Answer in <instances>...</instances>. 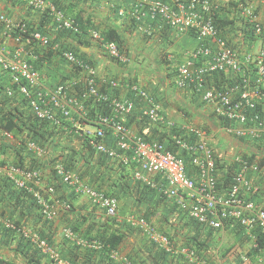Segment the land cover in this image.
Listing matches in <instances>:
<instances>
[{"label": "built area", "instance_id": "obj_1", "mask_svg": "<svg viewBox=\"0 0 264 264\" xmlns=\"http://www.w3.org/2000/svg\"><path fill=\"white\" fill-rule=\"evenodd\" d=\"M18 1L24 2L35 11H49L65 28L79 33V28L66 20L63 12L52 3L45 0ZM226 1L229 0H190L186 4L173 0L174 4L170 5L159 0H135L136 3L131 9L138 21H142L146 15L152 20L160 17L179 38L186 35L197 38V48L177 66L176 85L202 93L203 100L213 107L214 114L221 121H227L231 125L225 126L226 133L241 142L257 146L264 144V49L254 52L234 48L221 35L214 25V14L220 3ZM124 13L125 10H119L120 15ZM240 19L253 26L255 36L264 37V24L258 21L256 11L251 5L241 10ZM0 24L6 34L19 36V44L13 50L0 39V66L10 74L12 83L26 98L30 109L39 120L49 121L58 128L65 127L67 130L66 122H71L69 131L80 141L86 142L99 155L116 160L126 167L135 168L136 180L151 187L157 186L163 197L174 199L181 210L202 226L220 230L225 221H233L251 235L257 229L264 233V205L260 207L245 198L246 195L248 197L259 190L250 178V173L258 169L256 165L243 157L236 158L239 170L234 174L228 191L220 192L216 155L210 143V136L206 130L192 128L190 132L194 140L176 138L175 141L180 150L189 151L193 155L192 164L197 169V179L190 178L183 159L168 150L165 144L159 141L148 142L128 126L127 120L133 114L136 102L103 91L97 85L98 78L94 67L72 52H63V59L85 75V85L83 89L78 90L75 88L78 82L76 80L49 88L42 73L30 62L28 47L31 41L41 47H48L50 39L37 30L29 32L27 22H14L4 14H0ZM140 26L146 34L153 33L149 26ZM20 33L28 36L27 42L20 41ZM90 36L92 41L101 45L110 58L122 64L128 63V58L121 53L116 42H104L98 30H90ZM53 49L59 48L55 45ZM215 73L227 75L235 80L243 75L244 79L237 85H224L220 90L208 88L207 80ZM109 84L114 89L120 86L117 81ZM130 90L143 103L141 116L145 121L155 126H172L164 118L162 104L148 91L135 84L130 86ZM98 104L105 105L109 113L95 109ZM260 104L262 107L258 111L257 106ZM109 136H112L110 143ZM55 168L63 183L75 194L86 196L93 205L103 210L106 216L120 221L119 204L115 197L86 185L79 176L65 170L62 165L58 164ZM258 172L259 176L264 178V168H260ZM0 176L10 178L17 187L28 188L27 184L33 183L40 188L42 172L0 164ZM158 176L164 182L163 185L159 186L158 182L152 179ZM29 190L38 199L44 216L50 220L54 219L62 202L55 199L50 203L40 190ZM49 192L54 194V187L49 188ZM184 195L190 199V203L185 202ZM64 208L69 210L70 206L64 205ZM136 223L155 244L169 253L174 252L173 245L166 235L157 232L145 219ZM0 224L6 228H14L13 224L4 220L1 211ZM21 233L42 252L51 254L55 264H70L54 255L48 243L38 234H30L24 228ZM64 233L67 239L75 241L78 245L95 250L101 248V244L96 240L77 238L71 229H66ZM190 256L193 261L196 259L193 252ZM111 257L119 260L120 264H132L127 258L119 257L116 253H112ZM6 262L7 260L4 262L0 258V264Z\"/></svg>", "mask_w": 264, "mask_h": 264}, {"label": "crops", "instance_id": "obj_2", "mask_svg": "<svg viewBox=\"0 0 264 264\" xmlns=\"http://www.w3.org/2000/svg\"><path fill=\"white\" fill-rule=\"evenodd\" d=\"M64 1L73 2L77 11H82L86 16H90L100 31H119L121 35L120 47H122L120 50L128 58L126 64L110 58L104 49L98 47V44L94 41H92L90 48L81 47V49L86 53V59L94 65L101 89L107 85L108 87L104 88L107 93H115L121 99H131L136 102L135 110L127 120L128 126L136 134L150 141L157 140L161 133H165L170 137L176 134L174 132L182 135L185 133L189 138H193L190 129L206 130L217 158L219 191L223 193L228 191L229 185L223 183L222 177L230 166L236 167L235 171H237L238 166L233 164L234 159L239 155H245L251 159L252 164L258 167L257 170L250 173V178L259 187V191L248 196V198L262 207L264 205V178L259 176L258 170L264 168V144L256 147L253 144L250 145V143L233 138L225 132V126L214 114L213 107L208 103H203L200 94L189 88H179L175 83L177 66L190 52L197 48L199 44L197 38L193 35L179 38L174 31L163 24L154 25V37H147L146 33L141 30V26L132 23L130 16H128L129 10L135 5L132 4L135 0ZM246 2L256 10L258 21L264 24V0H246ZM120 9L125 10L124 14L127 13V15H119ZM0 14H4L14 22L25 21L34 23L36 26L42 25L41 13L30 9L24 3H18L14 0H0ZM146 17L148 18V15ZM145 25V27H148L147 24ZM226 29L224 38L234 44L236 48H244L254 52L264 49L261 42L262 37H258L257 43L247 48L248 41L245 42V38H250L241 33L239 27L233 30ZM47 30L51 37L54 36L49 27ZM0 39L6 42L12 50L19 44L17 35L6 34L1 24ZM36 53L37 51L34 52L32 48L28 50L33 64L35 63L40 67L39 70L47 87L54 88L62 82L72 83L78 80L77 85H75V88H77L83 78L74 73L68 62L62 57L40 58L38 60ZM2 69L0 66V109H2V96L9 98L14 96L11 95L14 91L11 89L13 83L10 80V75H7L6 71L4 70V72ZM223 77L227 79V75ZM116 80L120 86L114 89L109 83ZM221 82L224 84L223 78L216 81L211 76L207 80V87L218 89L219 85L222 87ZM134 84L148 91L162 104L164 118L172 124L170 128L166 125L155 126L142 118L143 103L130 90V86ZM15 98L16 101L12 105H8L7 110H12L15 106H25L21 102V97ZM54 130L58 132L57 130L60 131L61 128ZM64 132L47 138V149L50 147V150L47 151L42 150L33 142L27 143L23 148L22 140L26 132L15 135L12 132L0 130V162L5 161L7 164H11L22 157L28 163H31L32 159L35 158L36 164L44 167L39 189L43 196L51 200H60L62 203L69 200L68 202L71 203V209L69 210L64 208V204L60 205L57 216L52 219L54 223L51 229L54 234L53 241L51 240L53 247L49 244L48 246L57 257L60 250L64 251L62 248L64 244L76 243L67 239L64 233L66 229H72L75 226L80 227L82 235L89 232L87 235L91 238L106 229L113 231L114 228H119L120 232L123 233L124 240L118 253L128 258L132 264H264V248L256 252L257 247L255 246L254 236L238 224L225 223L220 230L200 226L184 210L176 208L173 204L174 199L161 202L156 201L149 194L144 193V197L139 195L136 185L139 181L134 177L135 168L126 167L120 162L105 161V163L99 160L98 156H95L89 165L85 164L84 166L81 164L85 169V173L82 174L83 178L81 176L80 178L86 185L92 183L93 186H90L93 188L110 195L116 193L115 196L119 197V199L115 198L119 204L118 216L120 221L118 225L110 226L111 222H107L108 217L103 210L94 206L86 196L73 194L69 186L52 176L50 162L53 156L55 157L60 153H64L66 156L74 150L80 152L77 155L79 159L88 151L87 147L86 149L82 147L81 141L75 135L72 134L71 137L66 138L67 131L64 130ZM189 138L187 139L189 140ZM111 140L112 136H109V143ZM27 162L26 164H28ZM119 165L126 168L125 172H122ZM75 172L74 174L79 176V172H77L78 174ZM152 179L155 182H160V179L155 180V177ZM51 187L55 189L54 194L49 192ZM12 210L13 208H10L8 211ZM14 214L15 219L21 218L20 213L14 211ZM3 218L5 221L10 222L7 217ZM144 218H147L159 232L169 237L174 252L162 255L157 248H152L151 240L136 223ZM27 223L35 227L38 226V229H40V224H36L33 215L32 217L30 215V220ZM24 229L30 234H38L31 228ZM191 252L196 256L194 261L190 256ZM46 255L50 257L47 260H53L54 262L51 254ZM0 257L17 264H23L24 261L14 249L0 248Z\"/></svg>", "mask_w": 264, "mask_h": 264}, {"label": "trees", "instance_id": "obj_3", "mask_svg": "<svg viewBox=\"0 0 264 264\" xmlns=\"http://www.w3.org/2000/svg\"><path fill=\"white\" fill-rule=\"evenodd\" d=\"M15 2L18 3H24L18 0H14ZM47 2L52 3L58 10L62 11L64 14V17L66 20L71 21L73 25L77 26L79 28V33H75L71 31V29L65 28L62 23H59L55 17L49 13V11L46 12H39L41 13L42 17V25L36 26L34 23H28L29 24V32L37 30L41 32L43 35L47 36L50 39V44L48 47H41L37 44H34V42L31 41V45L28 47L30 50L31 48L35 51H37V59H45L50 57H62V53L69 51L74 53L78 58L86 61L89 63L92 67L94 65L86 59V53L81 49V47L84 48H90L92 46V38L90 36V30H98L103 38L104 42H116L119 47L121 43V35L118 30H109V31H100L99 28L95 25L93 20L91 19L90 16H86L84 12L82 11H77L75 5L73 2L69 3L64 0H45ZM163 3L173 5V0H159ZM190 0H179V2L186 3L188 4ZM136 2L133 1L132 4H135ZM25 4V3H24ZM26 5V4H25ZM249 4L246 2V0H229L226 2L220 3L218 9L215 11V16H214V25L219 29L220 33L222 36L225 37L224 32H226V28H229L230 30L235 29L236 27H239L241 30V33L246 34L248 38H245V42L248 41L247 48L252 47L257 43L256 41L259 40L257 36H255L254 33V28L249 22L244 21V19H240V12L243 8L247 7ZM30 8V7H29ZM32 9V8H30ZM133 9V8H132ZM129 10L128 16H130L131 22L136 24L137 26L142 25L146 26L147 24L153 33L151 35H147L149 38H153L155 35V31L153 30V26L157 24H163L164 26L168 27L166 24H164L163 19L158 17V19L152 20L150 16L148 18H143L142 21H138L133 15L134 12L133 10ZM33 10V9H32ZM35 11V10H34ZM132 11V13L130 12ZM256 11V10H255ZM119 14V12H118ZM120 15V14H119ZM127 15L124 14L123 16ZM20 22H25V21H20ZM50 28L52 30L54 36H50L47 28ZM28 32V36H29ZM51 32V31H50ZM193 34V33H190ZM27 35L20 33V41L27 42ZM19 37V36H18ZM244 42V43H245ZM263 46H264V37H262L261 40ZM230 43V42H229ZM209 44V42L207 43ZM57 45L58 50H54L53 47ZM98 47L102 48L100 44L97 45ZM232 47L236 48L234 44H232ZM122 47H120L121 49ZM103 49V48H102ZM121 51V50H120ZM123 54V51L121 52ZM63 58V57H62ZM114 60V59H113ZM31 63H33L32 60H30ZM41 63V62H39ZM35 69L39 70V66H37L35 63ZM42 65V64H40ZM95 68V67H94ZM74 73L78 75L79 77L82 76L83 78L79 85L77 86L78 90L83 89L84 87V74L81 73V71L77 70V68L72 67ZM3 70V69H2ZM4 71V70H3ZM5 72V71H4ZM7 75H10L8 72H5ZM177 74V71H176ZM224 75L220 73H215L212 77L215 78L216 81H219V78H223ZM8 79V78H7ZM244 76L241 75L237 80L239 82H243ZM11 80V77H10ZM117 81V80H116ZM97 85H99L100 80L97 79ZM220 84V83H219ZM222 86L224 84L221 82ZM107 85L103 86L102 90ZM108 87V86H107ZM222 87L219 85L218 89L220 90ZM11 89L14 91L11 95H14L12 98L7 97V96H2V109H0V130L2 131H8L12 132L13 134L17 135L19 133H25L26 135L24 136L22 140L23 148L25 145L29 142L35 143L38 147H40L42 150H47L49 151L50 147L47 149V143L46 140L47 138L53 137L55 134L59 133H65L67 131V136L71 137L72 133H70L69 128H71L72 124L71 122H66V127L68 130L63 127L61 130H57V126H55L53 123L49 121H44V120H39L35 114L32 112L30 109V106L26 100V98L22 95L19 94L17 87L12 84ZM197 93V92H195ZM202 96L203 99V94L198 93ZM21 97V102L24 107H17L15 106L14 109L12 110H7L8 105H12L16 101L15 97ZM203 103H207L204 100H202ZM262 104L257 106V110H261ZM23 108V110H21ZM97 110H101L103 113L108 114L109 110L105 108V105H100L98 104L96 106ZM100 111V112H101ZM65 123V122H64ZM224 126L230 125L227 121H222ZM231 126V125H230ZM56 129L58 132H56L54 129ZM22 131V132H21ZM177 134L172 135L171 137L169 135H166L165 133H161L160 136L158 137V141L165 144L172 153L176 154L178 157L183 159L185 163V167L187 170L188 175L190 178L196 180L197 179V169L196 167L192 164V158L193 155L191 152L186 151V150H180L179 147L176 144V138H183L185 140H188L189 136H187L185 133L180 134L177 132H174ZM191 139L194 140L193 138H189L188 141ZM146 141L150 142L149 139L145 138ZM153 140V141H157ZM192 141V140H191ZM81 145L84 149L86 147L88 148L85 154L81 156V158H77V155H79L80 152L74 151L69 153L68 155L65 156L64 153H60L56 155L55 157L53 156L52 161L50 162V167L52 170V176L54 178H57V180H61L60 176L57 174L56 166L62 165L65 170L71 171V172H77L79 177L84 175L85 169L82 165L85 166V164L89 165L91 161L94 160L95 156H98V159L101 161H106V162H114L118 163L116 160L109 159L106 156H102L97 154L88 144L84 141H81ZM25 158L19 157L18 160L12 162L9 165L17 166L25 170H38L40 172L43 171V168L41 165L36 164V159H32L31 163L27 162ZM105 162V163H106ZM1 165H7V162L2 161L0 162ZM121 164V163H120ZM222 166V165H220ZM119 168L122 170V172H125L126 168L122 165H119ZM235 174V167L230 166L229 170H227L224 175H223V183L225 184H230L232 181V178ZM160 179L159 176L155 178ZM62 181V180H61ZM42 182V178L40 183ZM63 182V181H62ZM159 186L163 185L164 182L160 180L158 181ZM28 188L26 187H17L14 182L8 178V177H2L0 176V211L1 215L3 217H7L10 222L14 224V228H6L4 225L0 224V248L2 249H14L16 252L20 255V257L24 260L23 264H55V262L47 260L50 259L46 254L42 252L30 239L26 238L22 233L21 229L23 228H31L34 231L38 233L41 239L45 240L48 242L49 245L53 247V244L51 242L54 234L51 232L52 227L54 226L53 221L48 219L44 214L42 213L41 207L39 205L38 199L34 196V193H32L30 188L36 191H39V186H35L33 183L27 184ZM92 185V183H90ZM89 185V186H90ZM139 195L143 196L145 193L146 195H151L156 199V201H161V202H166L169 201V198L163 197L161 193L158 191V188L156 187H151L148 186L144 183H141L140 181L136 183ZM93 186V185H92ZM91 186V187H92ZM95 187V186H94ZM219 190V188H218ZM42 193L41 191H39ZM104 192V191H103ZM73 194H75L73 192ZM107 194V193H106ZM116 193L107 194L109 196H115ZM43 195V194H42ZM144 197V196H143ZM47 201L50 203H53L51 199L44 197ZM119 199V197H116ZM184 200L186 203H190V199L184 195ZM64 201V200H63ZM66 202V204L71 205L70 202ZM171 201V200H170ZM176 208H179L177 206V202L174 201ZM10 208H13L12 211H8ZM181 209V208H179ZM15 212L20 213L21 218L15 219L13 216ZM31 211V213H30ZM30 215L36 219V224H40V229H38V226L34 225H29L27 222L30 220ZM108 217V216H107ZM148 224L154 226L151 224V222L147 219L144 218ZM107 222H111L110 226H115L118 225L116 220L112 219L111 217H108ZM84 224V222H82ZM91 228V226H89ZM155 227V226H154ZM46 229L44 231V229ZM50 228V229H49ZM73 232L75 233L76 237H80V239L84 238L83 240H97L101 244V248L98 250H94L91 248H88L87 246H82L78 245L77 243H71L69 245L64 244L62 248L63 250L59 251V259L65 260L71 264H101V263H108L110 262L111 264L116 263L110 256L111 252H118L120 249L121 244L123 243L124 236L123 233L120 232L119 228H114L113 231H110L109 229L104 230L101 233H97L94 238L89 237L87 234L89 232H86L85 235H82V232L80 230V227H72ZM258 230L256 232V237H257V243L258 246L255 249V251H259L264 248V233L259 232ZM83 236V237H82ZM53 241V240H52ZM152 248H157V250L162 254L169 253L166 249L162 248L161 246H158L157 244L152 243ZM2 258V257H0ZM2 260L5 262L6 259L2 258ZM50 261V262H48ZM5 264H17L12 262L11 260H7Z\"/></svg>", "mask_w": 264, "mask_h": 264}, {"label": "clouds", "instance_id": "obj_4", "mask_svg": "<svg viewBox=\"0 0 264 264\" xmlns=\"http://www.w3.org/2000/svg\"><path fill=\"white\" fill-rule=\"evenodd\" d=\"M223 80H224V85H229V86H232V85H237L238 84V80H235V79H233V78H231V77H227V79H225L224 77H223ZM258 146V145H257ZM256 146V147H257ZM238 157H243V158H245V159H248L249 161H251V159L249 158V157H247V156H243V155H239V156H237L236 158H238ZM236 158L234 159V163L233 164H235V165H237L238 166V163L236 162ZM216 161H217V158H216ZM235 170H236V167H235ZM238 170H239V166H238ZM238 170L237 171H235V173H237L238 172ZM89 186V185H88ZM91 187V186H90ZM93 188V187H92ZM96 189V188H95ZM259 191V190H258ZM257 193V192H256ZM77 195V194H76ZM245 198L246 199H248V200H252V199H250V198H248L247 197V195L245 196ZM69 205V204H66V203H62V205ZM63 205V206H64ZM70 206V209H71V205H69ZM95 206V205H94ZM193 220V219H192ZM196 222V221H195ZM229 222H232V223H235V222H233V221H225V223H229ZM117 223H119V222H117ZM199 224V223H198ZM237 224V223H236ZM200 226H202L201 224H199ZM225 225V224H224ZM239 225V224H238ZM240 226V225H239ZM241 227V226H240ZM156 228V227H155ZM242 228V227H241ZM69 229H71V228H69ZM72 230V229H71ZM156 230H157V228H156ZM245 230V229H244ZM259 229H257V230H255L254 232H253V235L252 236H254V240H255V246L257 245L258 246V243H257V237H256V232L258 231ZM73 231V230H72ZM246 231V230H245ZM157 232H159L158 230H157ZM247 232V231H246ZM260 232V231H259ZM160 234H162V235H165V234H163V233H161V232H159ZM75 234V233H74ZM167 236V235H166ZM148 237V236H147ZM168 237V236H167ZM78 238V237H77ZM169 238V237H168ZM150 239V238H149ZM83 240V239H82ZM151 240V239H150ZM170 240V239H169ZM87 241V240H86ZM97 241V240H96ZM171 241V240H170ZM97 242H99V241H97ZM151 242L152 243H154L152 240H151ZM100 243V242H99ZM155 244V243H154ZM83 246V245H82ZM256 246V247H257ZM89 248V247H88ZM95 250V249H94ZM112 253H116L119 257H124V256H122V255H120L118 252H111V254H110V256L112 255ZM59 258V257H58ZM112 258V257H111ZM124 258H126V257H124ZM113 259V258H112ZM128 259V258H127ZM115 262H117L118 264H120V262H119V260H117V259H113ZM129 260V259H128ZM64 261V260H63ZM55 262V261H54ZM66 262V261H65ZM130 262V261H129Z\"/></svg>", "mask_w": 264, "mask_h": 264}]
</instances>
